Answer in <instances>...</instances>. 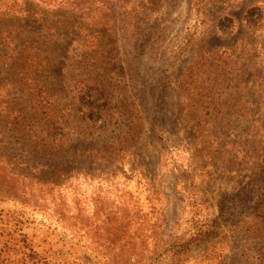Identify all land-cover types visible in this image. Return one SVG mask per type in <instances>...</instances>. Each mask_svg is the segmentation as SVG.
Segmentation results:
<instances>
[{"label":"rangeland","instance_id":"rangeland-1","mask_svg":"<svg viewBox=\"0 0 264 264\" xmlns=\"http://www.w3.org/2000/svg\"><path fill=\"white\" fill-rule=\"evenodd\" d=\"M0 264H264V0H0Z\"/></svg>","mask_w":264,"mask_h":264},{"label":"trees","instance_id":"trees-1","mask_svg":"<svg viewBox=\"0 0 264 264\" xmlns=\"http://www.w3.org/2000/svg\"><path fill=\"white\" fill-rule=\"evenodd\" d=\"M51 186H53V185L51 184ZM187 244H188V243L178 244L177 247H179L180 250H183V249L186 247ZM179 253H180V252H179Z\"/></svg>","mask_w":264,"mask_h":264}]
</instances>
